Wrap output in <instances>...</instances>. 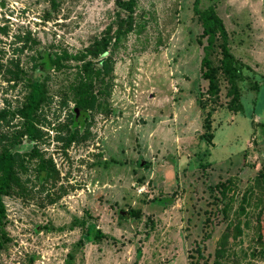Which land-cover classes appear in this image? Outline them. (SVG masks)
I'll list each match as a JSON object with an SVG mask.
<instances>
[{
    "label": "rangeland",
    "instance_id": "1",
    "mask_svg": "<svg viewBox=\"0 0 264 264\" xmlns=\"http://www.w3.org/2000/svg\"><path fill=\"white\" fill-rule=\"evenodd\" d=\"M117 1L0 0V134L19 129L30 83H45L44 133L15 150L37 147L52 163L45 178L33 157L22 183L2 196L9 239L0 264H264V0L200 3L214 5L227 27L241 72L239 109L225 76L218 97L207 93V36L195 0H136L132 30L101 56L115 61L111 88L92 83L107 102L77 109L78 138L68 145L82 62L71 58L63 70L40 62L79 53L109 25L114 33L117 13L128 16ZM211 57L218 64L220 47ZM218 184L228 187L223 203L219 189L211 194Z\"/></svg>",
    "mask_w": 264,
    "mask_h": 264
},
{
    "label": "trees",
    "instance_id": "2",
    "mask_svg": "<svg viewBox=\"0 0 264 264\" xmlns=\"http://www.w3.org/2000/svg\"><path fill=\"white\" fill-rule=\"evenodd\" d=\"M52 1L53 5L56 7L58 5V0ZM200 3L201 0H195L194 8L199 14V19L201 20V24L204 29L203 34L207 36V44L204 46L205 55L201 61L202 77L208 81L207 93L210 94L211 97L219 96L221 90L220 75H223L226 77L230 85L228 95L231 97V106L239 109L242 107L239 85L241 72L238 66V60L229 45L227 27L214 5H209L208 7L202 9L200 8ZM117 5L119 9L121 8L127 11L128 16L123 18L119 13H117L119 17L118 27L114 33H112V25H109L104 36L96 38L79 53L75 55H70L67 51H64L63 53H48L47 55H43L40 62L42 67L56 70H63L68 67L69 65L67 61L71 58L82 62L81 65H77L78 74L81 75V77L79 78V82L75 85L76 107L74 110V116L71 119L73 127L67 133L66 144L68 145H71V143L78 138L79 132L77 127L79 123L77 119V109L88 113L89 110L95 111L107 102H100L98 100V95L91 91L94 80H96V86H99L103 91L109 90L114 80V59L112 56L104 58L101 56L109 52V48L112 45L114 46L122 35H126L133 28V11L136 5V0H118ZM216 46L220 47L218 64H214L211 57L213 50L216 49ZM88 56L96 59L100 58V66L95 67V61L92 59L86 60ZM106 74L109 75L108 80H106ZM49 98V91L45 86V83L39 80L31 82L30 90L27 93L20 109L22 122L19 129L11 134L8 132L0 134V249L6 245L9 239L3 223L5 222V220L3 221V218L5 219L6 217V211L2 201V196L10 193L11 190L15 189L20 185V183H22L21 173H29L32 166V158L35 156L40 158L38 164L35 166L39 176L49 178L52 175L50 173V164L52 163L50 162L48 164L47 161L41 159L39 151L36 149L37 147L33 148L29 153H22L15 150V146L21 144L24 137L35 141L42 137L44 132L38 125L39 112L41 107L48 101ZM202 107L205 108L206 105L202 104ZM2 113L5 114V112L0 111V114ZM213 113L214 112L212 110H209L205 119L207 136L212 139L214 138L211 122ZM4 118H7L6 114L4 115ZM259 125L262 129L261 135L264 137V123H259ZM261 175L264 180V172H262ZM210 189H212V195L217 189H219L221 192V199H219V196L216 195L214 196L215 201L223 203L228 187L225 186V184H218L215 187L211 186ZM218 210V212H220V210L223 212L224 205L220 206ZM94 236L97 239L103 237L104 234L98 229L96 230ZM259 243L260 248L258 251L264 255L263 236L259 237ZM197 251H199V247H197ZM219 251L222 252L223 249L221 248ZM190 264H199V260L191 261ZM214 264H220V262H215Z\"/></svg>",
    "mask_w": 264,
    "mask_h": 264
},
{
    "label": "water",
    "instance_id": "3",
    "mask_svg": "<svg viewBox=\"0 0 264 264\" xmlns=\"http://www.w3.org/2000/svg\"><path fill=\"white\" fill-rule=\"evenodd\" d=\"M79 114H80V112L78 111V112H77V118L79 117Z\"/></svg>",
    "mask_w": 264,
    "mask_h": 264
}]
</instances>
